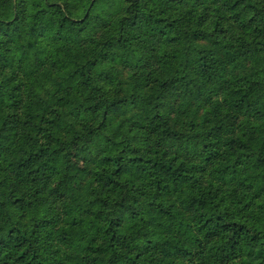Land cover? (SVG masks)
<instances>
[{"label":"trees","instance_id":"trees-1","mask_svg":"<svg viewBox=\"0 0 264 264\" xmlns=\"http://www.w3.org/2000/svg\"><path fill=\"white\" fill-rule=\"evenodd\" d=\"M0 264H264V0H0Z\"/></svg>","mask_w":264,"mask_h":264}]
</instances>
